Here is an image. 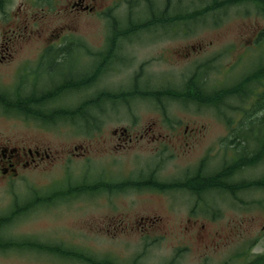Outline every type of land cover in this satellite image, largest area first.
<instances>
[{"label": "rangeland", "instance_id": "obj_1", "mask_svg": "<svg viewBox=\"0 0 264 264\" xmlns=\"http://www.w3.org/2000/svg\"><path fill=\"white\" fill-rule=\"evenodd\" d=\"M2 1L0 91H18L20 95L49 91L59 85L63 71L90 72L98 63L82 50L51 69L47 61L41 63L50 36L62 38L54 46L62 47L73 39L99 52L110 47L119 30L113 21L126 28L149 17L144 6L129 11L128 0H98L93 11H72L70 0ZM155 1L158 8H165L166 0ZM214 1L171 0L174 8L170 15L204 11ZM262 31L264 17L252 5L231 4L227 9L179 21L167 33L155 28L131 34L130 45L126 37L116 38L113 69L107 70L97 89L184 90L193 77H199L208 91L230 86L262 60L264 45H257ZM121 52L125 53L123 64L118 58ZM64 96L60 102L66 106L77 99ZM232 106L239 107L236 102ZM103 107V122L90 134L68 121L44 126L0 107L1 146L40 149L52 156L37 165L19 167L16 174L0 173V215L8 213L16 201L19 206L31 203L36 194L47 197L106 179H138L153 169H157L159 182L171 183L186 180L207 160L210 174L234 155L226 147L230 134L226 118L213 108L142 98L115 107L106 102ZM234 119L236 123L239 117ZM124 130L134 141L126 149L115 150L119 143L115 131ZM146 131L151 132L150 137ZM263 174L261 164L240 175L256 179ZM239 195L243 202L220 191L210 192L198 202L187 190L56 197L54 203L34 206L5 235L66 252L82 251L118 264H247L264 253V206L259 202L264 192ZM151 219L160 221L149 227ZM0 264L80 263L49 251H8L0 252Z\"/></svg>", "mask_w": 264, "mask_h": 264}, {"label": "trees", "instance_id": "obj_2", "mask_svg": "<svg viewBox=\"0 0 264 264\" xmlns=\"http://www.w3.org/2000/svg\"><path fill=\"white\" fill-rule=\"evenodd\" d=\"M2 2L0 0V8H2ZM231 4L252 5L264 17V0H223L221 2L215 0L213 6L207 7L204 11L175 15L174 21L177 24L179 21L195 19L198 15L202 16L209 11H215L214 9H227ZM163 16L164 19H167V13H164ZM155 18L159 19V17ZM116 38H118V34L114 33L110 47L99 52L89 49L80 40L73 39L55 50L48 49L42 56L41 63L47 61L50 68L54 70L63 65L65 60L74 57L82 50L86 51L87 55L96 58L98 63L90 72L76 70L74 73H67L68 71H63L59 75L61 81L58 86L48 89L49 91L45 89L46 91L44 90L38 95H34V92L20 95L18 91L14 94L0 91V107L6 113L20 115L44 126L68 121L73 125L86 128V132H83L86 134H90L101 126L102 114H104L103 106L106 102L112 103L115 107L117 103L128 104L134 98L159 101L165 99L181 101L184 104H194L198 108L210 107L226 118L230 128V134L226 138V147L233 150V157L230 161H222L221 167L210 174L207 173V160H203L198 171L187 177L186 181L159 182L156 189L161 192L187 190L196 197L198 202H202V197L213 191H220L233 200L241 202L243 201L240 198V193L264 192V174L256 179H242V175H240L246 169H254L264 164V55L251 71L240 76L235 83L213 91H208L199 77L190 78L184 90L165 88L154 91L138 90L140 88L136 87L128 92H114L97 89L98 83L108 73L107 70L109 69L111 72L113 69L111 62L117 48ZM257 42V45H264V31L260 33ZM65 94L70 95L71 100L73 97H77V99L72 100L74 101L72 106H66L62 101L60 102ZM233 102H236L239 107H233ZM236 117L239 119L235 123L234 118ZM136 184V182L128 180L116 189L121 191L142 189ZM106 188V190H111L110 187ZM92 191V186L79 185L65 191L52 192L47 197L36 194L34 201L23 206H19L16 201L8 213L0 215V252L32 251L43 253L49 251L80 264H118L109 258L97 259L82 251L66 252L59 247L53 248L46 244L35 243L32 239L10 238L5 235L10 226L36 207L54 203L56 197L77 198V196L84 194L93 195ZM259 202L264 206V199ZM247 264H264V253L256 256Z\"/></svg>", "mask_w": 264, "mask_h": 264}, {"label": "flooded vegetation", "instance_id": "obj_3", "mask_svg": "<svg viewBox=\"0 0 264 264\" xmlns=\"http://www.w3.org/2000/svg\"><path fill=\"white\" fill-rule=\"evenodd\" d=\"M127 1L123 0L122 2ZM98 0H70V9L72 11L74 10H88L93 11L97 7ZM128 4H131L129 7V11H137L140 9V7L144 6V9L147 11V14L149 17L147 19H140L137 22L130 23L128 27L124 28L123 26L119 25V21H113L115 25L118 24L119 30L117 31L118 39L120 40V37H126L130 45V41L128 36L131 34H135L138 32H145V31H151L155 28H161L164 33H167V31L171 30L174 25H176L174 21V16L170 15V10L174 8L172 7L171 0H166V6L162 10L158 8V4L155 0H128ZM214 3V2H213ZM210 6H213L210 5ZM151 8V9H150ZM215 11L217 9H214ZM202 11V10H201ZM164 13H167V19H164ZM155 17H159V19H156ZM163 17V18H160ZM172 18V19H171ZM166 20V21H165ZM193 20V19H190ZM188 20H184L182 22H186ZM46 49L44 50L42 56L45 54V52L48 49L55 50L59 46H54L55 44H58L62 40L60 36L53 37L50 36L49 39H46ZM117 45V42L115 43ZM60 45V44H59ZM117 47V46H116ZM8 50V48H6ZM16 49L13 48V53H15ZM125 53L121 52L120 57L121 58V64H123V61L125 60ZM187 57L186 55H184ZM189 58V57H187ZM115 59V55L114 58ZM112 59V60H113ZM4 57L1 58L0 63H3ZM195 75V74H194ZM202 75V74H201ZM172 89V88H171ZM175 90V89H173ZM127 130H124L123 132L115 131V137H117V140L119 143L117 144V147H115V150L118 149H126L128 145H130L134 139L132 138L133 135H129L127 133ZM148 137L151 136L150 131L145 132ZM185 136L188 135L187 129L184 131ZM136 137V136H135ZM144 138V136H141ZM155 141V139L153 140ZM76 149V148H75ZM18 150H21L20 152ZM22 151H25L22 155ZM75 155V154H74ZM52 156L49 154V152L40 150V149H8L4 146L0 145V173L4 176H7L10 173L16 174L17 168H28L32 165H37V163H41L40 161H47L51 160ZM5 162H8L4 164ZM158 164H156L157 167ZM153 167V168H156ZM152 168V169H153ZM132 182H136L138 187H141L142 189H133V190H150V191H159L156 189L157 184L159 183V180L157 179V169L151 170L150 173L140 174L138 179H128ZM118 181V182H112L111 180H102L100 182H97L96 184L92 185L93 188V195L101 194V193H109V194H121L129 191H133L132 189L125 191V190H117L116 188L119 186H122L126 181ZM186 180L181 181H175V182H183ZM171 182V183H175ZM126 186V185H124ZM106 187H110L111 190H106ZM124 188V187H123ZM114 189V190H113ZM152 224L149 227H152L156 225L160 219H151ZM149 230V229H148Z\"/></svg>", "mask_w": 264, "mask_h": 264}]
</instances>
